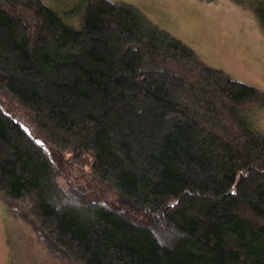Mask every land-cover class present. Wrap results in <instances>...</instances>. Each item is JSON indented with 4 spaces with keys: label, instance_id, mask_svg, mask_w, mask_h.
Returning <instances> with one entry per match:
<instances>
[{
    "label": "trees",
    "instance_id": "obj_1",
    "mask_svg": "<svg viewBox=\"0 0 264 264\" xmlns=\"http://www.w3.org/2000/svg\"><path fill=\"white\" fill-rule=\"evenodd\" d=\"M63 13L0 0V193L57 264H264V92L126 1Z\"/></svg>",
    "mask_w": 264,
    "mask_h": 264
},
{
    "label": "rangeland",
    "instance_id": "obj_2",
    "mask_svg": "<svg viewBox=\"0 0 264 264\" xmlns=\"http://www.w3.org/2000/svg\"><path fill=\"white\" fill-rule=\"evenodd\" d=\"M43 1L62 13L76 2ZM123 1L193 48L206 64L264 92V31L250 7L233 0ZM250 116L264 134V106ZM36 236L23 212L0 193V264H57Z\"/></svg>",
    "mask_w": 264,
    "mask_h": 264
}]
</instances>
